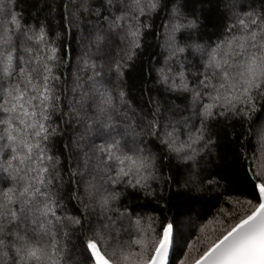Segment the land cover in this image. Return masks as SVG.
I'll list each match as a JSON object with an SVG mask.
<instances>
[{"label":"snow or ice","instance_id":"obj_1","mask_svg":"<svg viewBox=\"0 0 264 264\" xmlns=\"http://www.w3.org/2000/svg\"><path fill=\"white\" fill-rule=\"evenodd\" d=\"M117 3L119 14H103ZM178 4L179 0L164 23L169 56L156 71L158 82L169 90L191 93L192 114L182 118L183 140L177 126L181 122L165 119L159 101L152 99L148 103L154 107L141 116L143 123L137 133L135 120L123 110L125 106L132 109L127 93L117 87L114 94L87 53L78 57L73 99H69L67 81L62 91L57 86L61 81L57 75L59 49L47 38L45 24L41 22L38 28L23 24L21 14L13 10L14 0H0V264H66L64 241L70 229L83 226L81 217L67 210L57 191L65 179L61 158L52 154L49 143L64 133L52 123L54 114H59L61 123H74L80 129L72 133L69 152L68 179L76 186L72 199L82 206L81 212L99 208L102 217L95 225L88 222L93 230L81 241L87 259L91 264H166L173 224H164L157 235L151 218L144 223V218L133 216L127 208H113L121 193L109 186L124 185L154 194L151 182L159 179L156 154L137 137L146 132L169 153L195 164L199 154L214 143L208 121L228 114L249 117L256 96L264 99V5L237 11L236 0H232L221 38L212 43L182 44L178 34L197 28V20L184 15ZM159 6L160 0H73L71 19L69 5H65V23H92L88 17L94 16L88 47L95 45L102 57L107 55L101 49L108 36L118 35L125 48L108 72L119 80L142 47L144 29L151 28L142 17H150ZM188 49L200 58L197 71L191 73L194 83L189 80L190 69L180 59ZM169 60L175 61L173 66ZM196 117L199 127L188 123ZM64 147L68 150V143ZM72 163L78 166L73 168ZM254 175L261 177L255 182L259 203L230 224L220 221L219 233L205 238L203 250L189 264H264V173ZM122 234L129 239H121Z\"/></svg>","mask_w":264,"mask_h":264},{"label":"trees","instance_id":"obj_2","mask_svg":"<svg viewBox=\"0 0 264 264\" xmlns=\"http://www.w3.org/2000/svg\"><path fill=\"white\" fill-rule=\"evenodd\" d=\"M72 3L73 0H14L13 10L21 14L22 23L38 28L43 22L47 38L54 41L59 49L57 75L61 76V81L57 85L58 88L62 91L64 82L67 81L68 98L73 99L71 92L73 73L80 64L78 57L87 53L96 61V70L103 73V83L113 89L114 94L117 87L127 93L132 109L129 110L125 106L123 110L128 111L129 116L135 120L138 125L135 129L137 133H140L139 125L143 123L141 116L149 114L154 107L148 103L152 99L159 101L165 119L181 122L177 125L181 130L180 139H186L182 118L190 117L192 114L191 93L169 90L163 83L158 82L156 71L165 66V58L169 56L165 45L164 23L169 20L172 7L177 4V0H160L156 12L150 17H142V22L151 24V28L144 29L142 47L137 50L135 58L128 62L129 66L119 80L114 73L110 75L108 69L113 60L123 55L121 49L125 48V44L120 42L118 35L110 34L101 49L106 51L107 55L102 57L95 45L89 49L95 17H88L92 23L86 22L79 26L66 24L65 5H69L67 11L71 19ZM230 3L232 0H179L181 12L188 18L196 19L197 28L182 31L178 34V40L182 44L189 41L203 44L221 38L228 22L230 10L227 6ZM236 3L237 11H246L249 7L258 8L264 5V0H236ZM94 7H99V4ZM111 12L119 14V3L115 8L105 10L103 14L109 16ZM103 27L107 28V25L103 24ZM57 33L60 35L57 36ZM180 59L190 69L189 80L194 83L191 73L197 71L195 66L200 63L199 56L188 49L186 53L181 54ZM174 63V60L168 61L169 66H173ZM101 64L103 68L100 67ZM87 74L90 75L91 72ZM63 103L66 105L67 100ZM255 106L249 117L228 114L208 121L207 128L214 143L199 154L195 164L179 159L175 153H169L166 146L161 145L156 138L148 136L146 132L139 135L138 142H142L147 150L156 154L159 179L151 182L154 194H146L143 190L126 188L124 185L109 186V190L121 193L119 201L113 204V208H119L121 211L127 208L133 216L138 214L144 218V223H148V218H151L152 227L157 235L162 232L164 224H173L169 264H178L182 258L184 259L189 243H193L192 257L196 256L203 250L202 242L205 238L219 233L220 221H224L225 225L230 224L233 219H238L240 214L259 203L255 182L260 177L254 175L257 172L254 163L261 154L264 157V151L261 150L264 145V133L262 129L260 131V123L264 116V99L257 95ZM67 110L65 107L64 111ZM119 119L121 124L125 122L123 117ZM126 122L131 123L132 120ZM52 123L58 124L64 133L51 138L49 143L52 154L60 156L62 161L61 169L65 183L57 191L67 210L72 215L80 216L83 225L74 230L70 229L69 236L64 241L67 244L66 264H91L87 259L89 254L84 251L81 241L86 235H91L93 230L88 222L91 221L95 225L102 217L99 208L95 210L89 208L86 213L80 211L82 206L72 199L76 186L68 179L71 136L74 130L80 129L74 123H61L59 114H54ZM188 123L195 127L200 126L198 117L189 120ZM191 130L194 131V128ZM65 143H68V150H65ZM73 158L75 159L74 154ZM77 166V163L71 165L73 168ZM83 191L81 186L82 195ZM248 201H251V204ZM183 222H186L185 233L178 228ZM124 224L127 225L126 220ZM121 239L127 240L129 236L122 234ZM76 254H79L81 263L74 261Z\"/></svg>","mask_w":264,"mask_h":264},{"label":"rangeland","instance_id":"obj_3","mask_svg":"<svg viewBox=\"0 0 264 264\" xmlns=\"http://www.w3.org/2000/svg\"><path fill=\"white\" fill-rule=\"evenodd\" d=\"M260 131L262 129V133H264V129H263V126H264V116L261 120V123H260ZM261 154V153H260ZM254 166H255V169L256 171H261L262 173H264V157H263V154H261V157L259 156V159H256L255 163H254ZM261 178V177H260ZM180 226H178L179 229L182 230V233H185L186 231V222H183V223H180L179 224ZM213 228V227H212ZM202 229V228H201ZM211 235V234H210ZM216 235V234H215ZM189 245H191V247H189ZM188 245V250L186 252V254L184 255V259L182 258V260H180L178 262V264H181V261H184L185 264H188L191 257L194 255L193 252L191 251L192 250V246H193V243H189ZM77 260V261H76ZM74 261L77 263L78 261H80L81 263V258L79 256V254H76V259L74 258Z\"/></svg>","mask_w":264,"mask_h":264},{"label":"water","instance_id":"obj_4","mask_svg":"<svg viewBox=\"0 0 264 264\" xmlns=\"http://www.w3.org/2000/svg\"><path fill=\"white\" fill-rule=\"evenodd\" d=\"M258 190V193H259V189ZM171 251H172V243L169 247V251H168V256H167V260H166V264H169V260H170V256H171Z\"/></svg>","mask_w":264,"mask_h":264}]
</instances>
